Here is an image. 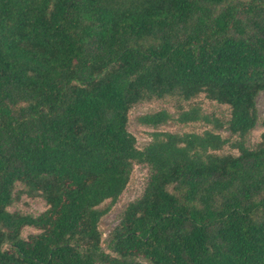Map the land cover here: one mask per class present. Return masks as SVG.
Segmentation results:
<instances>
[{
  "label": "trees",
  "instance_id": "16d2710c",
  "mask_svg": "<svg viewBox=\"0 0 264 264\" xmlns=\"http://www.w3.org/2000/svg\"><path fill=\"white\" fill-rule=\"evenodd\" d=\"M263 90L264 0H0V264H264V118L245 143ZM160 99L177 116L139 123L207 127L138 147L129 112ZM136 165L103 247L100 206ZM21 195L46 208L10 210Z\"/></svg>",
  "mask_w": 264,
  "mask_h": 264
},
{
  "label": "rangeland",
  "instance_id": "374dc122",
  "mask_svg": "<svg viewBox=\"0 0 264 264\" xmlns=\"http://www.w3.org/2000/svg\"><path fill=\"white\" fill-rule=\"evenodd\" d=\"M194 101L201 106L203 113L212 114L219 118L221 121H225L229 117V107L227 105L216 103L207 99L204 94L198 95ZM256 110L259 117L257 124L251 129L245 136V143L247 147L254 148L260 140V134L263 130V126L260 121L264 118V90L260 91L256 96ZM165 109L170 112L173 117L177 116V110L175 104L169 99H160L150 102L138 103L132 106L128 115V130L133 133L137 139V146L143 147L150 140V132L154 130H167V131H195L200 132L207 125L202 122H194L188 124H181L178 122L168 121L166 124L160 125L156 128L139 123L138 117L142 114ZM219 132L224 137H231L230 133L221 128ZM220 153H232L237 154V151L229 147H225ZM146 179V170L136 165L132 171L130 181L118 199L112 203L110 200H106L100 207H109L108 212L101 218L99 222V228L102 232L103 247L106 243L107 237L111 229L119 222L120 215L126 204L134 200L141 192L144 181ZM46 208L44 200L39 197H29L21 195L20 198L13 202L9 207L10 210H18L23 214H29L32 216L38 215ZM35 232L32 227H25L22 230V236Z\"/></svg>",
  "mask_w": 264,
  "mask_h": 264
}]
</instances>
